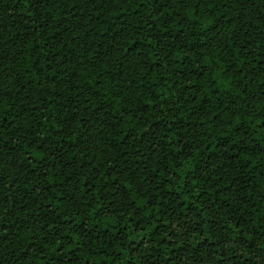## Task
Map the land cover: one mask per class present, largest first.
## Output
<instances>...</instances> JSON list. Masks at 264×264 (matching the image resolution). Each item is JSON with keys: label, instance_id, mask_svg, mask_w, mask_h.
Masks as SVG:
<instances>
[{"label": "trees", "instance_id": "trees-1", "mask_svg": "<svg viewBox=\"0 0 264 264\" xmlns=\"http://www.w3.org/2000/svg\"><path fill=\"white\" fill-rule=\"evenodd\" d=\"M0 264H264V0H0Z\"/></svg>", "mask_w": 264, "mask_h": 264}, {"label": "snow or ice", "instance_id": "snow-or-ice-1", "mask_svg": "<svg viewBox=\"0 0 264 264\" xmlns=\"http://www.w3.org/2000/svg\"><path fill=\"white\" fill-rule=\"evenodd\" d=\"M40 159H43V157H40Z\"/></svg>", "mask_w": 264, "mask_h": 264}]
</instances>
